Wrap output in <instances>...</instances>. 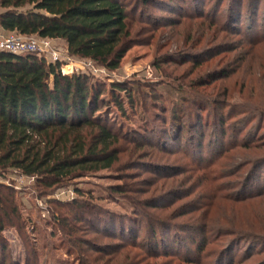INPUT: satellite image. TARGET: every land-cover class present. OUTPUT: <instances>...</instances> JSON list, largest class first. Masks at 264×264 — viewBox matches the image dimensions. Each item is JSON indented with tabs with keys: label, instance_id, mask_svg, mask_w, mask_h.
I'll return each mask as SVG.
<instances>
[{
	"label": "rangeland",
	"instance_id": "374dc122",
	"mask_svg": "<svg viewBox=\"0 0 264 264\" xmlns=\"http://www.w3.org/2000/svg\"><path fill=\"white\" fill-rule=\"evenodd\" d=\"M160 1L124 0L134 43L118 69L93 61L100 70L89 72L107 89L113 82L138 87L134 107L126 103L123 111L110 99L100 110L116 129L147 140L137 134L139 146L122 153L113 168L68 179L47 193L37 177L21 182L20 170L0 169L11 186L0 185L12 189L18 207L11 221L5 218L0 263L188 264L180 259L199 254L190 236L201 244V228L210 230L204 246L210 264L264 263V0ZM235 11L236 22L230 19ZM53 42L67 49L64 41ZM72 60V67L87 61ZM180 103L188 109L185 133L171 122ZM197 118L202 135L191 127ZM118 186L125 191L115 192ZM62 189L75 194L58 197ZM73 200L94 209L78 212L67 205ZM136 212L168 222L159 234L171 246L182 235L179 254L152 257L136 245L115 247L150 236ZM113 219L120 225L110 224ZM128 229L136 234H124Z\"/></svg>",
	"mask_w": 264,
	"mask_h": 264
},
{
	"label": "trees",
	"instance_id": "16d2710c",
	"mask_svg": "<svg viewBox=\"0 0 264 264\" xmlns=\"http://www.w3.org/2000/svg\"><path fill=\"white\" fill-rule=\"evenodd\" d=\"M138 1L144 5L161 2ZM257 4L253 1L251 5L252 16L258 13ZM131 16L132 11L124 0H0V27L4 31L62 40L71 56L91 59L109 70L121 66L134 43L129 27ZM236 16L235 11L230 19L236 22ZM61 67L60 61L50 62L34 53H0V169H18L27 175L37 176L36 183L47 190L45 193L57 189L68 179L113 168L121 160L122 153L130 150L131 146H139L137 134L147 140L141 132L116 129L105 120L106 115L100 110V106L107 105L110 99L123 111L126 103L134 107L138 87L125 82H113L107 89L106 83L94 80L89 72L71 73L72 65H68L65 66L66 73H63ZM195 101L191 99V102ZM185 102H189L188 99ZM262 104L264 106V101ZM177 107L181 110L178 113L176 107L172 109L171 122L180 126L179 131L185 133L188 131L185 127L188 109L183 104ZM158 120L167 122L161 118ZM202 124L197 118L191 127L200 128ZM221 124L224 125L223 120ZM195 132L203 134L201 129ZM173 139L176 140L174 135ZM113 189L118 193L125 191L124 186ZM11 190L0 185L2 251L7 247L2 237L5 218L11 221V216L18 213ZM67 205L78 212L85 210L86 213V210L94 209L79 200ZM150 206L159 207L156 203ZM136 214L143 217L141 223L148 222L150 236L141 242L133 237L132 242L115 247L136 245L145 248L147 256L172 258L180 252L179 248L185 246L182 235L172 240L174 245L171 246L159 234L161 230H166L168 222L153 218L149 213ZM58 220L67 226L66 219ZM119 222L113 219L110 224L118 226ZM103 224L108 227L107 222ZM130 229L124 234H136L135 229ZM208 231L201 228V244L197 243L195 233H192L190 242L196 245L199 254L195 257L185 256L180 259L182 262L210 264L208 260L212 255L204 252ZM135 255L131 259L135 260L138 254ZM92 263L89 259L81 261V264ZM0 264H6L5 260Z\"/></svg>",
	"mask_w": 264,
	"mask_h": 264
},
{
	"label": "built area",
	"instance_id": "2783aa9c",
	"mask_svg": "<svg viewBox=\"0 0 264 264\" xmlns=\"http://www.w3.org/2000/svg\"><path fill=\"white\" fill-rule=\"evenodd\" d=\"M1 52H11L14 54H28L34 53L41 57H45L47 61L63 63L65 61V66L74 65V61L72 60V56L70 55L68 49L63 50L58 46L54 45L53 39L49 37H42L38 34H20V33H10L8 35H0V53ZM84 66L82 67H72L73 72H96L100 69L95 66L93 60L87 59L84 62ZM64 65L62 64L61 70L63 73H66L63 69ZM37 176L27 175L25 173L21 176V182L34 180ZM7 179V178H6ZM3 180L0 178V182L6 183L11 186V179ZM19 184V183H18ZM17 187V184H16ZM75 192L70 190H59L57 196H74Z\"/></svg>",
	"mask_w": 264,
	"mask_h": 264
},
{
	"label": "crops",
	"instance_id": "0c3cea01",
	"mask_svg": "<svg viewBox=\"0 0 264 264\" xmlns=\"http://www.w3.org/2000/svg\"><path fill=\"white\" fill-rule=\"evenodd\" d=\"M9 33L4 31L1 27H0V35H8Z\"/></svg>",
	"mask_w": 264,
	"mask_h": 264
}]
</instances>
